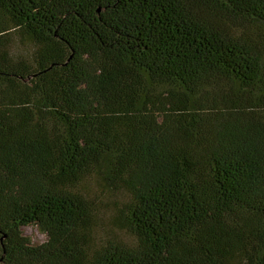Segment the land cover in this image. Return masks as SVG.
Returning <instances> with one entry per match:
<instances>
[{
  "label": "trees",
  "instance_id": "obj_1",
  "mask_svg": "<svg viewBox=\"0 0 264 264\" xmlns=\"http://www.w3.org/2000/svg\"><path fill=\"white\" fill-rule=\"evenodd\" d=\"M0 264H264V0H0Z\"/></svg>",
  "mask_w": 264,
  "mask_h": 264
},
{
  "label": "rangeland",
  "instance_id": "obj_2",
  "mask_svg": "<svg viewBox=\"0 0 264 264\" xmlns=\"http://www.w3.org/2000/svg\"><path fill=\"white\" fill-rule=\"evenodd\" d=\"M29 45L23 41H15L13 45V53L17 56H25L27 51H29ZM84 186L87 188L86 193L89 194L90 197L96 198L97 196L100 198V202L102 204L101 208L105 211L106 215H112L115 211V207L117 205V197L112 194H108L106 196H99L100 194L97 192L96 187L93 181H87L84 183ZM24 234L30 238L31 242L35 245H41L47 241V236L44 235L37 227H25L23 229ZM129 239V238H128Z\"/></svg>",
  "mask_w": 264,
  "mask_h": 264
}]
</instances>
